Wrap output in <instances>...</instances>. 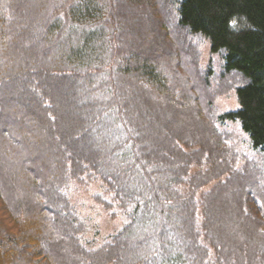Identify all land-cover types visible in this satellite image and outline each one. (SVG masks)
Instances as JSON below:
<instances>
[{
  "label": "trees",
  "instance_id": "trees-1",
  "mask_svg": "<svg viewBox=\"0 0 264 264\" xmlns=\"http://www.w3.org/2000/svg\"><path fill=\"white\" fill-rule=\"evenodd\" d=\"M121 2L0 0V264H264V173L219 129L264 152V0ZM96 182L128 223L90 249Z\"/></svg>",
  "mask_w": 264,
  "mask_h": 264
},
{
  "label": "rangeland",
  "instance_id": "rangeland-1",
  "mask_svg": "<svg viewBox=\"0 0 264 264\" xmlns=\"http://www.w3.org/2000/svg\"><path fill=\"white\" fill-rule=\"evenodd\" d=\"M123 1L125 0H121ZM137 37V34L135 35ZM195 46L198 48V54L201 56L203 67L211 68L214 72H221L223 61L221 55H211V45L207 37L202 34H195L193 37ZM218 107L221 112H236L240 109L236 92L219 98ZM221 131L228 130L235 135L239 142V168L243 167L246 162H254L260 172L264 173V152L253 146L249 135L243 130L239 121L229 122L224 126H219ZM211 187V186H210ZM104 196L109 202H113V196L107 193V187L103 182H96L89 186L74 184L70 191L72 205L77 210L79 217L89 228L87 235L84 237V244L90 249H96L110 241L113 235L121 231L128 223L125 216L120 213L116 218H112L103 206L97 204L94 200L96 196ZM117 206V205H116ZM258 204L248 199L246 209L252 216L260 215ZM119 209H115L118 212Z\"/></svg>",
  "mask_w": 264,
  "mask_h": 264
}]
</instances>
